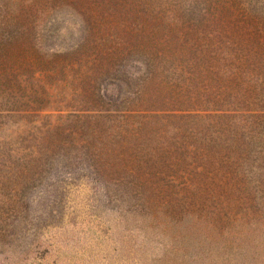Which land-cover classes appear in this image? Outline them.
<instances>
[{
  "label": "rangeland",
  "instance_id": "1",
  "mask_svg": "<svg viewBox=\"0 0 264 264\" xmlns=\"http://www.w3.org/2000/svg\"><path fill=\"white\" fill-rule=\"evenodd\" d=\"M0 41V264H264V0H0Z\"/></svg>",
  "mask_w": 264,
  "mask_h": 264
},
{
  "label": "trees",
  "instance_id": "2",
  "mask_svg": "<svg viewBox=\"0 0 264 264\" xmlns=\"http://www.w3.org/2000/svg\"><path fill=\"white\" fill-rule=\"evenodd\" d=\"M212 15L214 16L215 13H214V11L211 10V13H209V17L213 18ZM154 19L159 21V25H164V27H166V28L173 29V32H169V33L175 39L179 35L178 34L179 27H182V28L186 27L191 32L192 31H197L198 27H196V25L198 24V21H200L202 19V17H201V13H199L197 10H189L188 11V10H185V9H183V10L176 9V10H171L170 12H168L166 14L164 13V15L163 14H161V15L158 14V16H156ZM141 33H144V32L142 31ZM140 36L141 37H145L146 34L145 35L143 34V35H140ZM177 42H178V40H177ZM8 47H9V45H7L6 42L0 41V64H3V63L6 62L4 60V57L6 55ZM139 47H141V49H143L142 43L139 44ZM150 101L155 102V101H157V99L153 95V97H152V99ZM157 102H155V103H157ZM159 117L160 116H158L157 118H159ZM112 142H114V143H112ZM92 143L93 142L90 143L89 141L88 142H84V140L81 141V142H78V144H79L78 146H77V144L75 145V144L72 143L71 145H73V147H78V148H76V151L80 152V153H77L75 156L78 157V158L81 157V154H82V152L84 150V146H88L89 144H92ZM110 143L113 144V146L116 145V146L120 147V149H122V147L131 148V147H134L136 145L132 140H124V139L123 140L110 141ZM134 150H135V147L133 148V151ZM152 150H153L152 148L149 149V146L146 149H142V151H140V153H142L141 160L144 159V158L147 159V162L152 160V158L155 157V153ZM144 151H146V153ZM196 192H198V191L196 190ZM212 193H213V187L207 186L206 188L200 189V192H198L199 199H201L203 196L205 198L206 197H210L211 198L212 195H213L212 198H214V194H212Z\"/></svg>",
  "mask_w": 264,
  "mask_h": 264
}]
</instances>
